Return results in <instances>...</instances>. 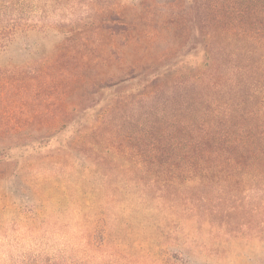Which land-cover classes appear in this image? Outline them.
<instances>
[{"label":"rangeland","instance_id":"obj_1","mask_svg":"<svg viewBox=\"0 0 264 264\" xmlns=\"http://www.w3.org/2000/svg\"><path fill=\"white\" fill-rule=\"evenodd\" d=\"M257 5L264 0H0V22L28 30L0 55L16 83L0 85L11 94L0 99V133H51L76 116L62 108L77 102L78 85L92 89L136 63L138 78L123 85H176L188 109L201 102L208 8ZM68 135L14 149L0 168V264H264L255 186L184 179L163 192L161 178L150 186L126 172L158 164L64 154Z\"/></svg>","mask_w":264,"mask_h":264},{"label":"trees","instance_id":"obj_2","mask_svg":"<svg viewBox=\"0 0 264 264\" xmlns=\"http://www.w3.org/2000/svg\"><path fill=\"white\" fill-rule=\"evenodd\" d=\"M204 30V85L195 93L201 102L187 109L188 94L176 85H123L138 78L130 76L136 63L126 76L100 81L92 89L78 85L84 91L77 102L62 108L64 115L76 116L58 119L47 127L51 133H0V168L8 165L12 150L40 149L69 133L61 144L64 154L109 152L114 159L158 164L126 172L129 179L151 178L150 186L161 178L168 186L163 192L184 179H221L264 193V7L210 6ZM27 32L19 24L0 22V55L9 54ZM123 61L122 56L124 67ZM10 64L0 67V85H16ZM5 97L11 94L0 95ZM150 113L155 116L147 117Z\"/></svg>","mask_w":264,"mask_h":264}]
</instances>
